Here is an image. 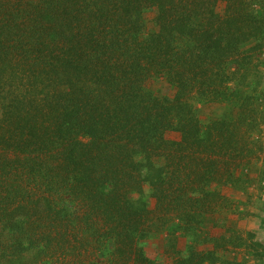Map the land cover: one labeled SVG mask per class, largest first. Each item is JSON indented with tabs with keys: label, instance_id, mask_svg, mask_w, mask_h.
Here are the masks:
<instances>
[{
	"label": "trees",
	"instance_id": "trees-1",
	"mask_svg": "<svg viewBox=\"0 0 264 264\" xmlns=\"http://www.w3.org/2000/svg\"><path fill=\"white\" fill-rule=\"evenodd\" d=\"M260 66L264 0H0V264H217Z\"/></svg>",
	"mask_w": 264,
	"mask_h": 264
},
{
	"label": "rangeland",
	"instance_id": "rangeland-1",
	"mask_svg": "<svg viewBox=\"0 0 264 264\" xmlns=\"http://www.w3.org/2000/svg\"><path fill=\"white\" fill-rule=\"evenodd\" d=\"M258 78L254 95L258 104L256 117L260 124L258 129L248 130V134L244 137L247 150L250 149L251 153H254L251 157L247 155L244 162L250 163L249 169L257 170L253 174L250 173L252 181L249 183L245 181L237 189L222 188V194L227 200L229 199V202L223 203H226L227 207L233 204L236 209L235 213H226L229 210L224 209L215 214L213 217L215 225L212 223L214 226L208 228L211 239L223 234L227 237L215 238L222 242L218 247L221 260L217 264H264V250L258 245L264 247V67L262 66ZM196 107L202 118L214 115L213 104H197ZM179 240L182 242L180 246L184 245L185 239L179 238ZM209 247L212 248V245ZM148 250L152 253L156 251L160 253L163 250V243L159 242L148 247Z\"/></svg>",
	"mask_w": 264,
	"mask_h": 264
}]
</instances>
